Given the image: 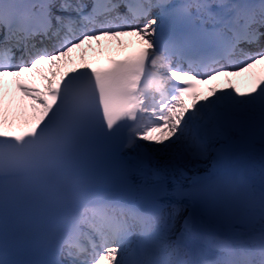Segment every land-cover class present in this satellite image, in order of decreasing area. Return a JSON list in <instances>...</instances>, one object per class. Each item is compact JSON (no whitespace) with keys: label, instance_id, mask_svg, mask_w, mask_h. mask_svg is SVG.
Masks as SVG:
<instances>
[{"label":"snow or ice","instance_id":"6c2138e0","mask_svg":"<svg viewBox=\"0 0 264 264\" xmlns=\"http://www.w3.org/2000/svg\"><path fill=\"white\" fill-rule=\"evenodd\" d=\"M256 65L264 0H0V264H264Z\"/></svg>","mask_w":264,"mask_h":264},{"label":"bare ground","instance_id":"6f19581e","mask_svg":"<svg viewBox=\"0 0 264 264\" xmlns=\"http://www.w3.org/2000/svg\"><path fill=\"white\" fill-rule=\"evenodd\" d=\"M128 38L129 39H127V38L125 39V41H124L125 44H128L129 41L136 39L135 37H132V36H128ZM102 41H105V43L103 45L101 43L97 44L95 41H89V42H87V44L85 46H82L83 50L85 52L86 59H89V60L98 59L99 57L102 56L103 53H111V52L116 53L124 47V45L122 43H117V40H115V39H112L111 41H108V40H102ZM89 45H90V47H89ZM94 47H98V52H95L92 50V48H94ZM78 51H80V50H76V52H78ZM86 51H88V52L86 53ZM76 52H74L72 55H76ZM250 70H251V71H249L250 73L245 72V73H241L238 76L231 77L232 82L235 83L238 88H240L241 87L240 84H242L245 88L248 89V87L252 83V74H259L261 72H264V67L256 65ZM32 77H37L38 80L41 83H43V81L40 79L39 73H33ZM224 80H225L224 77L218 78V81H217L218 86H222L224 83Z\"/></svg>","mask_w":264,"mask_h":264},{"label":"rangeland","instance_id":"374dc122","mask_svg":"<svg viewBox=\"0 0 264 264\" xmlns=\"http://www.w3.org/2000/svg\"><path fill=\"white\" fill-rule=\"evenodd\" d=\"M96 50H97V49H96ZM248 72H249V71H248ZM249 73H250V72H249ZM240 86H241V87H240L239 89H240L241 91H247V90H248V89L245 88L242 84H240Z\"/></svg>","mask_w":264,"mask_h":264}]
</instances>
